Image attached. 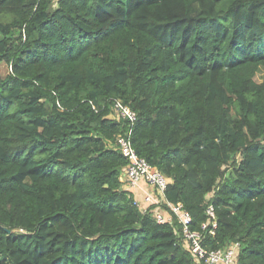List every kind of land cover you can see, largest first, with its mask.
<instances>
[{"label":"trees","instance_id":"obj_1","mask_svg":"<svg viewBox=\"0 0 264 264\" xmlns=\"http://www.w3.org/2000/svg\"><path fill=\"white\" fill-rule=\"evenodd\" d=\"M2 63L0 264H205L123 190L115 100L204 247L264 264V0H0Z\"/></svg>","mask_w":264,"mask_h":264},{"label":"built area","instance_id":"obj_2","mask_svg":"<svg viewBox=\"0 0 264 264\" xmlns=\"http://www.w3.org/2000/svg\"><path fill=\"white\" fill-rule=\"evenodd\" d=\"M116 121H126L129 130L126 135L117 140L118 148L128 165L121 176L123 190L134 196V206L143 214L151 215L158 224L176 225L175 232L183 237V242L191 251L197 263L205 264H240L238 256L240 243H233L227 249L208 251L203 243V232L215 234L218 222L213 205L206 208L207 221L202 225V231L190 229L192 218L183 204L172 203L167 198V190L172 181L166 178L156 167L151 166L136 153L131 137L137 121V113L121 101L115 100L113 113L109 116ZM137 192L142 197L136 195Z\"/></svg>","mask_w":264,"mask_h":264},{"label":"rangeland","instance_id":"obj_3","mask_svg":"<svg viewBox=\"0 0 264 264\" xmlns=\"http://www.w3.org/2000/svg\"><path fill=\"white\" fill-rule=\"evenodd\" d=\"M56 7H57V4H54L53 8H56ZM10 73H11V69L6 63L0 64V79H6ZM263 77H264V70L261 69L260 72L258 73L257 77H256V81L258 83H261L263 81ZM237 159L239 160L240 157H237ZM234 171H235L234 167L232 166L231 168H229V172H228L227 176H231V174Z\"/></svg>","mask_w":264,"mask_h":264},{"label":"crops","instance_id":"obj_4","mask_svg":"<svg viewBox=\"0 0 264 264\" xmlns=\"http://www.w3.org/2000/svg\"><path fill=\"white\" fill-rule=\"evenodd\" d=\"M136 195H137L138 197H142V194H141L140 192H137Z\"/></svg>","mask_w":264,"mask_h":264},{"label":"water","instance_id":"obj_5","mask_svg":"<svg viewBox=\"0 0 264 264\" xmlns=\"http://www.w3.org/2000/svg\"><path fill=\"white\" fill-rule=\"evenodd\" d=\"M8 233H11L10 231L6 230Z\"/></svg>","mask_w":264,"mask_h":264}]
</instances>
